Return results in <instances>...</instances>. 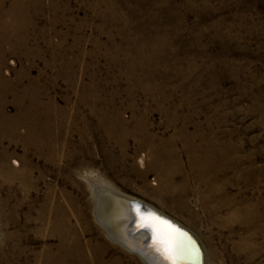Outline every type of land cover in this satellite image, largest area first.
<instances>
[{
	"label": "rangeland",
	"instance_id": "rangeland-1",
	"mask_svg": "<svg viewBox=\"0 0 264 264\" xmlns=\"http://www.w3.org/2000/svg\"><path fill=\"white\" fill-rule=\"evenodd\" d=\"M32 115L62 117L64 157L0 133L31 175L0 178V264H143L106 237L85 173L179 221L206 264H264V0H0V118ZM203 148L223 153L213 177L193 171ZM164 151L195 216L157 187ZM208 179L229 204L210 215Z\"/></svg>",
	"mask_w": 264,
	"mask_h": 264
},
{
	"label": "bare ground",
	"instance_id": "bare-ground-1",
	"mask_svg": "<svg viewBox=\"0 0 264 264\" xmlns=\"http://www.w3.org/2000/svg\"><path fill=\"white\" fill-rule=\"evenodd\" d=\"M47 118V121L51 120L52 125H48L46 123L47 121H41L39 116L36 115H32L30 117L26 116L22 121L0 118V133L10 136V141L17 140L21 142L25 149L33 151L31 154L37 155L40 158L45 157V161L53 164L59 156L62 157L64 154L62 148L63 122H61L62 117L59 120L57 119V116L55 121H53L54 118L50 116ZM26 119H28L27 122L29 121L30 126L27 128L23 136H19L17 132L18 126L22 123L26 124ZM9 123L11 124V131L8 134L4 131V129L6 125H9ZM199 151L198 155L191 154L190 161L193 164V171H196L198 176L203 175L206 178L208 176L213 177V173H217L220 168L223 153H221L220 157H217L214 152L207 148L200 149ZM173 157L174 155H171V152L169 151L160 153L161 161L156 164V170H154L158 178L157 187L159 191H162V194L172 198L173 201L175 196H177V199L175 200L176 207L178 208L177 210L187 211L191 215H194L193 212L189 211L186 201L187 179L183 178L180 185L172 186L174 185V180H172L173 177L182 172V170L176 166L175 159H173ZM144 161L145 160L143 158H140V164L145 166L146 172H148L147 170L153 171L152 165H147ZM14 164L16 166L17 161H14ZM29 176H31L29 171L25 169H15L13 172H10L5 155H0L1 179L5 178L8 182H12L14 180L29 182ZM82 177L87 182V186L90 187L94 197V214L96 221L100 223L106 237L114 245L137 257L143 264H195V252L188 247L189 245L187 241L178 235L174 230H171L167 225L163 224L155 217H152V215L141 217L135 209L128 208L129 206L126 200L130 199V197H127L126 195L109 187L93 173H85ZM210 183V180L205 182L208 195L201 201L202 204L214 202L217 199V196L220 198L219 195L222 191L219 189L215 190ZM130 200L136 199L131 198ZM138 201L141 203L140 200ZM216 202L217 203L213 206V209L207 212V215L216 213L221 208L229 206L228 202L223 198L217 199ZM58 206L55 205L54 209L58 210ZM149 207L155 212L165 217H169L157 209L151 206ZM233 213L234 212L232 211L230 214L231 217ZM206 218L210 219L211 217L206 216ZM173 221L183 226L179 221ZM54 224L57 228L58 222L56 220ZM222 224H224V222ZM187 230L191 232L189 229ZM191 234L201 243L193 232H191ZM150 238L152 240L148 242L147 239ZM132 251H138L137 253L140 255L135 254ZM203 252V264H206L207 257L205 249ZM48 264L55 263L48 262Z\"/></svg>",
	"mask_w": 264,
	"mask_h": 264
},
{
	"label": "water",
	"instance_id": "water-1",
	"mask_svg": "<svg viewBox=\"0 0 264 264\" xmlns=\"http://www.w3.org/2000/svg\"><path fill=\"white\" fill-rule=\"evenodd\" d=\"M128 203V208H133L136 210L137 213L141 215V217L152 215V217H155L157 220L161 221L163 224L167 225L171 230H174L178 235H180L184 240L187 241L188 247L191 248L192 251L195 252V258L194 260L195 264H203L204 259V249L201 245V243L185 228L184 226H181L177 224L175 221L172 220L170 217H165L154 210H152L149 206L145 205L144 203H140L137 200H126ZM150 239H147L149 242ZM124 246V245H123ZM125 247V246H124ZM189 248V249H190ZM135 254H138V251H132ZM140 255V254H138ZM149 259V258H148Z\"/></svg>",
	"mask_w": 264,
	"mask_h": 264
}]
</instances>
